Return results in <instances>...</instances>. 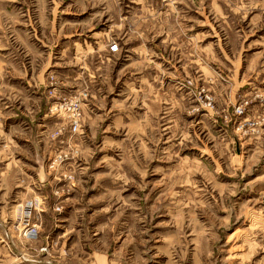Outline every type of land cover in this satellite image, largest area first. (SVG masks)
<instances>
[{
	"label": "rangeland",
	"instance_id": "374dc122",
	"mask_svg": "<svg viewBox=\"0 0 264 264\" xmlns=\"http://www.w3.org/2000/svg\"><path fill=\"white\" fill-rule=\"evenodd\" d=\"M0 224V264H264V0H0Z\"/></svg>",
	"mask_w": 264,
	"mask_h": 264
},
{
	"label": "crops",
	"instance_id": "0c3cea01",
	"mask_svg": "<svg viewBox=\"0 0 264 264\" xmlns=\"http://www.w3.org/2000/svg\"><path fill=\"white\" fill-rule=\"evenodd\" d=\"M0 228L1 229H3L4 230V236H5V239H6V241H7V244H9V245H11V248L13 249V251L18 255H20V253H19V250L17 249V247L15 246V244H14V241H13V238H12V236L9 234V233H7L6 231H5V227H4V225L3 224H0ZM30 264H43V263H41L40 261H37V262H29ZM46 264H49V263H46Z\"/></svg>",
	"mask_w": 264,
	"mask_h": 264
},
{
	"label": "built area",
	"instance_id": "2783aa9c",
	"mask_svg": "<svg viewBox=\"0 0 264 264\" xmlns=\"http://www.w3.org/2000/svg\"><path fill=\"white\" fill-rule=\"evenodd\" d=\"M115 48V47H114ZM23 235L30 240H34L38 236V226L37 225H31L28 227H24Z\"/></svg>",
	"mask_w": 264,
	"mask_h": 264
}]
</instances>
